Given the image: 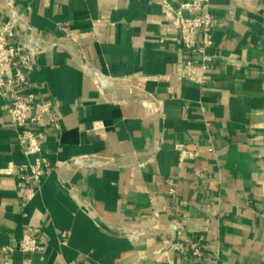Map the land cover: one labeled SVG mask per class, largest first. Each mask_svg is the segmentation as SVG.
<instances>
[{"label":"crops","instance_id":"1","mask_svg":"<svg viewBox=\"0 0 264 264\" xmlns=\"http://www.w3.org/2000/svg\"><path fill=\"white\" fill-rule=\"evenodd\" d=\"M14 1L36 31L65 45L39 54L31 73L60 122L46 126L52 169L40 185L17 186L33 157L0 88V264L178 263L184 257L165 247L172 222L180 239L204 235L201 264H264V0H210L217 25L205 84L203 54L188 51L173 24L190 0H167L173 10L165 0ZM85 61L113 85L101 87ZM178 143L200 155L180 163ZM82 155L100 162L73 173L59 166ZM36 224L46 248L25 252L20 241Z\"/></svg>","mask_w":264,"mask_h":264},{"label":"built area","instance_id":"2","mask_svg":"<svg viewBox=\"0 0 264 264\" xmlns=\"http://www.w3.org/2000/svg\"><path fill=\"white\" fill-rule=\"evenodd\" d=\"M11 14L10 17L0 25V88L7 97L3 109L10 115V122L17 134V142L28 156L33 160L23 163L19 167V188L28 187L34 183L40 185L44 178L49 175L52 166L48 157L43 153V145L47 136V123L59 129L60 122L54 112V101L52 99L41 100L37 96L31 73L37 67V56L55 47L64 44V39L53 37L43 32L36 31L30 21H27L15 7L14 0L7 1ZM164 6L172 9L170 3L165 0ZM173 10V9H172ZM186 11L187 14L183 12ZM176 17L173 21L180 39L185 48L190 52H201L203 60L201 69L203 75L198 77L200 84H205L207 79L204 75L211 67L213 54L208 49L214 45L213 31L217 25L210 0H190L182 2L175 10ZM23 30L19 35L16 29ZM198 33L202 34L201 40ZM65 38H70L71 33L67 30ZM191 63V61H190ZM86 74L97 79L101 87L112 86L113 79L102 72L94 71L89 67L87 61L81 64ZM264 67V65H263ZM177 149L180 153V163L187 159H193L200 155L197 145L178 143ZM214 151V146H209ZM100 158L96 155H82L60 163L70 172H76L91 166H96ZM174 192V189L171 190ZM123 232L130 236L142 235L145 227L132 229L123 227ZM172 239L166 241L165 247H171L178 251L184 258L178 263L172 264H201L205 258L204 235L193 238L180 239L179 226L177 222L170 224ZM43 228L40 224L28 226L21 241L20 248L25 252L44 251L46 243L41 239ZM14 246L2 247V251L11 252ZM191 256V260L185 256Z\"/></svg>","mask_w":264,"mask_h":264}]
</instances>
